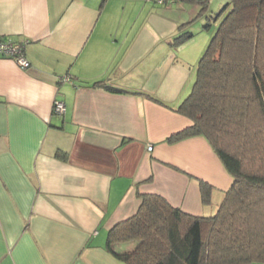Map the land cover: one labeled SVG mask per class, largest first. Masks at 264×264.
<instances>
[{"label":"crops","instance_id":"1","mask_svg":"<svg viewBox=\"0 0 264 264\" xmlns=\"http://www.w3.org/2000/svg\"><path fill=\"white\" fill-rule=\"evenodd\" d=\"M206 1L202 13L195 0H0V35L30 62L0 57V264H123L107 231L138 193L217 210L232 176L208 140L166 141L192 123L177 106L213 32L199 33Z\"/></svg>","mask_w":264,"mask_h":264},{"label":"trees","instance_id":"2","mask_svg":"<svg viewBox=\"0 0 264 264\" xmlns=\"http://www.w3.org/2000/svg\"><path fill=\"white\" fill-rule=\"evenodd\" d=\"M195 1L204 13L207 1ZM228 2L219 22L216 12L206 14L204 27L213 32L191 91L177 106L192 123L166 141L203 135L232 183L210 215L185 212L157 193H138L137 210L107 231L105 248L123 264L264 262V0ZM199 185L208 203L211 186ZM120 242L132 243L118 249Z\"/></svg>","mask_w":264,"mask_h":264},{"label":"built area","instance_id":"3","mask_svg":"<svg viewBox=\"0 0 264 264\" xmlns=\"http://www.w3.org/2000/svg\"><path fill=\"white\" fill-rule=\"evenodd\" d=\"M159 3H168L175 0H152ZM25 42L13 40L0 35V57H8L15 61V63L21 67L26 68L30 62L25 56ZM62 80L68 79V76L61 77ZM52 108L54 112L62 113L65 109V104L62 100L55 99L53 101ZM147 149H152V144L147 145Z\"/></svg>","mask_w":264,"mask_h":264},{"label":"rangeland","instance_id":"4","mask_svg":"<svg viewBox=\"0 0 264 264\" xmlns=\"http://www.w3.org/2000/svg\"><path fill=\"white\" fill-rule=\"evenodd\" d=\"M149 1V0H147ZM177 1V0H176ZM217 1V3H216ZM211 3L214 5V7L210 6L211 8H213V10L217 13V22H219V20L226 14V12L229 10L230 8V3L228 2V0H211ZM163 4V3H162ZM210 9V8H209ZM214 21V20H213ZM210 29L208 30H201L199 31V33H206V31L211 32L213 30V27H209ZM212 29V30H211ZM207 45V44H206ZM205 49V48H204ZM132 243V242H129Z\"/></svg>","mask_w":264,"mask_h":264}]
</instances>
